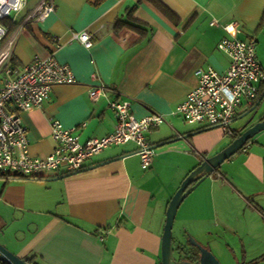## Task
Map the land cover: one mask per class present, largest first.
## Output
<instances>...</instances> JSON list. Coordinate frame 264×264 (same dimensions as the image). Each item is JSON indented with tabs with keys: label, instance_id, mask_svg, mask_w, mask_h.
Returning a JSON list of instances; mask_svg holds the SVG:
<instances>
[{
	"label": "crops",
	"instance_id": "obj_1",
	"mask_svg": "<svg viewBox=\"0 0 264 264\" xmlns=\"http://www.w3.org/2000/svg\"><path fill=\"white\" fill-rule=\"evenodd\" d=\"M37 2L26 0L13 17L12 69L20 73L34 59L54 53L76 81L53 86L40 108L20 113L29 156L43 159L52 153V120L77 127L81 144L112 133L116 115L109 100L128 101L136 119L157 113L165 122L145 133L153 148L147 169L128 143L105 148L74 174L0 176V245L36 264H160L170 199L192 170L234 139L172 112L196 87L197 69H227L229 59L217 48L227 37L224 25L236 24L238 39L253 38L257 54L264 38V0H105L98 5L95 0H52L53 12L43 21L23 23ZM133 5L129 19L125 12ZM121 18L140 29H114ZM82 32L90 36V48L73 38ZM99 83L108 91L92 101L88 91ZM263 100L264 94L258 104ZM243 116L230 124L233 135L242 132ZM262 118L264 107L251 124ZM186 197L191 205L181 213V225L191 221L197 231L206 226L216 246L263 251L264 130ZM191 235L190 251L200 256L206 249L208 263L219 264L208 251L210 244L204 247L195 232Z\"/></svg>",
	"mask_w": 264,
	"mask_h": 264
},
{
	"label": "built area",
	"instance_id": "obj_2",
	"mask_svg": "<svg viewBox=\"0 0 264 264\" xmlns=\"http://www.w3.org/2000/svg\"><path fill=\"white\" fill-rule=\"evenodd\" d=\"M16 3L17 0H4L0 4V173L23 178L42 177L48 172L74 174L83 168L86 159L105 148L128 143L135 145L134 155L139 158L140 167L149 168L153 148L145 133L163 124L165 119L157 113L136 119L130 112L128 101H107L108 108L116 115L114 130L83 144L79 142L77 127L64 128L58 120H52L51 138L55 144L52 153L43 159L29 156L20 113L32 107L40 108L53 86L74 84L76 80L71 69L60 64L54 53L34 59L20 73L8 67L14 44L10 28L13 17L24 9L26 0L21 11H14ZM52 12V0H38L36 6L25 14L23 23L43 21ZM235 26L234 23L224 25L227 37L217 44L229 59L227 69L222 73L211 68L197 69L194 72L196 87L172 112L188 124L219 128L226 136L232 135L229 126L236 116L252 111L264 89V68L257 61L255 40L238 39ZM73 38L85 48L92 46L90 36L85 32L74 34ZM107 91V86L99 83L90 87L88 95L96 101L105 97ZM0 264L6 263L0 261Z\"/></svg>",
	"mask_w": 264,
	"mask_h": 264
},
{
	"label": "water",
	"instance_id": "obj_3",
	"mask_svg": "<svg viewBox=\"0 0 264 264\" xmlns=\"http://www.w3.org/2000/svg\"><path fill=\"white\" fill-rule=\"evenodd\" d=\"M261 98L262 95L259 100ZM250 112H247L244 115H247ZM253 117L254 116L252 115L246 120L242 126V132L225 148L212 157L204 159L194 170H192L182 181L179 188L170 199L166 209L165 223L161 235L160 264H217L216 262L208 263V259L204 258L205 254L200 255L197 263H190L188 261L177 262L172 251V227L176 212L184 198L191 193L201 181L206 177H209V175L213 173L221 163L240 151L250 139L264 130V118L251 124ZM0 261L6 264H27L25 261L7 251L2 245H0Z\"/></svg>",
	"mask_w": 264,
	"mask_h": 264
},
{
	"label": "rangeland",
	"instance_id": "obj_4",
	"mask_svg": "<svg viewBox=\"0 0 264 264\" xmlns=\"http://www.w3.org/2000/svg\"><path fill=\"white\" fill-rule=\"evenodd\" d=\"M256 55H257V61L264 68V38H262L260 42L258 43ZM1 78H2V74L0 73V80ZM263 107H264V100L261 101L258 105H256L250 113L243 116L241 119L243 118L248 119L252 115L253 116L258 115ZM202 187L203 186H200V188L198 189H202ZM198 191L199 190H197V192L195 193H198ZM191 197L190 198L186 197L187 199L186 198L184 199L185 202L183 206L179 208L180 210L178 209L177 211L178 214L173 223V227H172V241H173L172 249H174L173 256H176L175 249L178 244L183 245L184 251H188L193 248L189 244V240L192 238L191 237L192 232H195V238L199 240L203 244L204 247H208V243L210 244V246L208 247L209 249L208 248L207 249L211 253V255L214 256V258L219 262V264H246V263H250L251 261H254L264 256V250L262 251L258 248L257 249L250 248V249H246L245 251H242L240 249H233L232 251V250H229L227 247H225V245H221V246L214 245L213 241H211V239H213L212 237L214 236L205 234L206 226H204L201 230L199 229L197 231L194 228L193 222L191 221H187V223H184V225H181L180 224L181 213H183L185 209H188V207L191 205V200H190ZM206 205H208V196L204 200V207ZM189 215H191V213ZM204 223L206 224L208 223V221ZM182 228H186L189 231L185 232V230ZM209 228L210 227L208 226V233L209 232L213 233L214 230H210ZM202 252L208 256V252L206 249H204ZM259 264H264V259H262L259 262Z\"/></svg>",
	"mask_w": 264,
	"mask_h": 264
},
{
	"label": "trees",
	"instance_id": "obj_5",
	"mask_svg": "<svg viewBox=\"0 0 264 264\" xmlns=\"http://www.w3.org/2000/svg\"><path fill=\"white\" fill-rule=\"evenodd\" d=\"M103 1H105V0H95V4H96V5L101 4ZM135 7H136V5H133L132 7L126 9V12H125L126 17H128V18L130 19L131 14L133 13ZM126 19H127V18H126ZM122 26H128V27H130V28H132V29H134V28H138V29H140L139 26L135 25V22L133 23V21L123 20L122 18H121V19H117V20L115 21L114 25H113L114 29H116V28H120V27H122ZM12 30H13V26H11V28H10V32H12ZM13 64H14V63H13V58L11 57L10 60H9V62H8V67L12 68ZM262 94H264V89L261 91V93H260V95H259V98L261 97ZM259 98H258V100H257L256 105H258ZM231 136H233V138H235L237 135H236V134L233 135V133H232ZM0 176H2V177H10V176H15V175H7V174H1V173H0ZM172 243H173V241H172ZM172 251L174 252V249H172ZM175 253H176L177 255H179V254H181V253H184V256L180 259V261H188V262H190V263H197L198 260H199V257H200L198 252L190 251V250H188V251H184V250H183V245H182V244H178V245H177V247H176V249H175ZM180 257H181V256H180ZM262 259H264V256L261 257V258H258V259H256V260H254V261H251L250 263H246V264H259V262H260ZM26 263H27V264H36V263L33 261V258H30V259L26 260Z\"/></svg>",
	"mask_w": 264,
	"mask_h": 264
},
{
	"label": "clouds",
	"instance_id": "obj_6",
	"mask_svg": "<svg viewBox=\"0 0 264 264\" xmlns=\"http://www.w3.org/2000/svg\"><path fill=\"white\" fill-rule=\"evenodd\" d=\"M4 0H0V4H2ZM24 7V0H17L14 11H21Z\"/></svg>",
	"mask_w": 264,
	"mask_h": 264
},
{
	"label": "flooded vegetation",
	"instance_id": "obj_7",
	"mask_svg": "<svg viewBox=\"0 0 264 264\" xmlns=\"http://www.w3.org/2000/svg\"><path fill=\"white\" fill-rule=\"evenodd\" d=\"M180 256H181V257H180ZM183 256H184V253H181V254H179V255L176 254V256H174V258H175V260H176L177 262H179L180 259H181Z\"/></svg>",
	"mask_w": 264,
	"mask_h": 264
}]
</instances>
